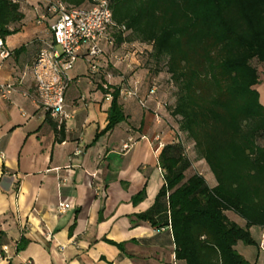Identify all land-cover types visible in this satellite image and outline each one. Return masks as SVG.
Listing matches in <instances>:
<instances>
[{
  "label": "crops",
  "instance_id": "crops-1",
  "mask_svg": "<svg viewBox=\"0 0 264 264\" xmlns=\"http://www.w3.org/2000/svg\"><path fill=\"white\" fill-rule=\"evenodd\" d=\"M21 1L24 20L18 32L0 38L9 53L0 56V83L15 87L0 104V243L5 249L0 264H185L175 259L170 227L153 228L137 218L151 209L164 185L158 162L163 149L153 152L156 138L168 146L184 136L170 115L174 98L160 81L162 72L145 64L151 46L123 42L129 57L114 64L105 41H99L103 53L94 61V75L83 48L65 70L68 118L58 135L29 72L38 51L52 40L53 19L39 21V0ZM107 87L120 89L124 115L111 130L106 128ZM257 92L264 106V85ZM124 144L130 145L126 151ZM59 204L69 209L59 212ZM228 213L230 221L245 227ZM262 231L249 230L255 246L235 247L249 264H260L264 256L257 248Z\"/></svg>",
  "mask_w": 264,
  "mask_h": 264
},
{
  "label": "trees",
  "instance_id": "trees-1",
  "mask_svg": "<svg viewBox=\"0 0 264 264\" xmlns=\"http://www.w3.org/2000/svg\"><path fill=\"white\" fill-rule=\"evenodd\" d=\"M59 1L82 9L95 3ZM109 2L116 45L151 46L145 64L169 77L170 115L216 181L210 188L198 173L185 179L191 161L181 143L165 146L158 157L164 185L151 209L137 218L153 228L170 227L177 261L249 264L235 247L255 246L250 228L264 229V106L255 89L258 69L252 66L256 61L264 77V0ZM23 20L21 0H0V38L18 32ZM103 92L111 97L106 127L111 130L124 120L120 89ZM53 129L64 133L62 125ZM228 212L245 227L230 221Z\"/></svg>",
  "mask_w": 264,
  "mask_h": 264
},
{
  "label": "built area",
  "instance_id": "built-area-1",
  "mask_svg": "<svg viewBox=\"0 0 264 264\" xmlns=\"http://www.w3.org/2000/svg\"><path fill=\"white\" fill-rule=\"evenodd\" d=\"M42 7V14L39 21L43 22L51 17L53 23L49 25L51 42L42 47L33 60L29 72L33 76L35 83V94L39 104L45 110L49 119L55 121L58 128L68 118L64 113L65 93L68 88L69 80L65 70L72 65L79 52L85 48L90 62V73L92 75L98 72L96 59L103 53L99 48L98 42L104 40L110 49V61L114 64L124 62L129 53L122 44L117 46L113 33L112 12L109 0H95L94 5L88 9L67 6L59 0H39ZM118 29V28H117ZM124 32V28H119ZM119 48L123 49V54L119 53ZM0 56L6 58L9 53L3 49L0 41ZM15 87L10 83H0V104L9 101ZM150 93H154L151 90ZM132 96H135L133 94ZM111 99L110 95H106ZM140 106L145 108L144 102H139ZM146 140L145 137L142 138ZM158 142L153 150L157 155L165 145L156 138ZM129 144L123 145L126 151ZM77 156L80 151L75 153ZM163 173V172H162ZM69 209L67 204H59L57 210L64 212ZM258 249L264 254V231L260 235ZM5 259V249L0 243V261Z\"/></svg>",
  "mask_w": 264,
  "mask_h": 264
},
{
  "label": "rangeland",
  "instance_id": "rangeland-1",
  "mask_svg": "<svg viewBox=\"0 0 264 264\" xmlns=\"http://www.w3.org/2000/svg\"><path fill=\"white\" fill-rule=\"evenodd\" d=\"M22 2V1H21ZM22 6V4H21ZM131 49V48H130ZM252 66L256 67L258 69V75H259V82L261 84H258L255 89L256 90H260L262 88V85H264V77H262V68L261 66H259V64H257L256 61H253L252 62ZM169 77L164 73L162 72L161 73V78H160V81L163 83V86L164 88H168L171 92V94L173 95L174 94V89L171 85V83L169 82ZM166 84H168V87L166 86ZM170 93H169V96H170ZM174 98V96H173ZM264 98V97H262ZM179 142L181 143V146H182V149L184 150V155L191 161V168L189 169V171L186 173V176H185V179H187L189 176H191L192 174H197V173H200L207 185L209 187H213L216 185V181L213 177V175L211 174V172L208 170L207 166L204 164V162L198 160L196 158V155L193 153V146H190L191 145V142L187 141L185 136H183ZM260 145L261 146H264V141H261L260 142ZM228 216L231 220H234L235 222H238L240 223L241 220L238 216H236L235 214L233 213H228ZM244 245V244H242ZM241 247L239 246V248L237 249L238 252H241L240 251ZM239 255H241L240 253H238ZM242 256V255H241ZM260 264H264V256H260Z\"/></svg>",
  "mask_w": 264,
  "mask_h": 264
}]
</instances>
